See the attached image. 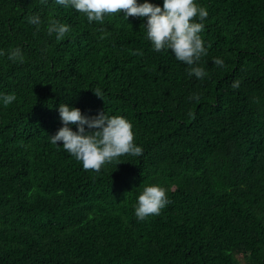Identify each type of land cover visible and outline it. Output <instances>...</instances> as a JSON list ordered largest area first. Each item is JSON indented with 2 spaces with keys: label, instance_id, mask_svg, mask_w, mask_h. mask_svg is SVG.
<instances>
[{
  "label": "trees",
  "instance_id": "obj_1",
  "mask_svg": "<svg viewBox=\"0 0 264 264\" xmlns=\"http://www.w3.org/2000/svg\"><path fill=\"white\" fill-rule=\"evenodd\" d=\"M198 3L202 80L152 49L146 18L90 24L54 0H0V92L16 95L0 105V264H264V0ZM35 14L70 25L65 39ZM61 103L125 116L143 155L85 170L50 143ZM152 184L169 203L140 221Z\"/></svg>",
  "mask_w": 264,
  "mask_h": 264
},
{
  "label": "clouds",
  "instance_id": "obj_2",
  "mask_svg": "<svg viewBox=\"0 0 264 264\" xmlns=\"http://www.w3.org/2000/svg\"><path fill=\"white\" fill-rule=\"evenodd\" d=\"M54 3L82 14L90 24H102L105 17L112 14H120L126 21L133 16L146 18L143 24L146 38L155 52H171L177 61L188 66L190 77L202 80L207 75L205 68L200 66L201 57L207 55L200 33L205 28L209 12L198 0H163L162 6L151 0H54ZM28 23L36 26L37 31L43 25L47 35L54 36L56 40L65 39L71 27L57 19H49L45 24L39 14L29 16ZM3 55V50H0V56ZM8 59L22 64L25 55L17 47L9 50ZM213 63L220 67L224 65L219 57L213 58ZM233 87H239V83L234 82ZM92 91L103 98L99 88ZM15 100V93L0 92V105L3 107ZM58 112L63 126L49 136L50 143L59 146L62 142V148L85 170L99 172L109 163H115L117 167L122 163L121 157L138 158L143 155L142 147L136 143L134 126L125 116L100 112L88 117L80 108L68 103H61ZM74 125L77 130H73ZM168 203L164 187L159 184L146 185L137 196L135 217L143 221L150 216H158Z\"/></svg>",
  "mask_w": 264,
  "mask_h": 264
}]
</instances>
